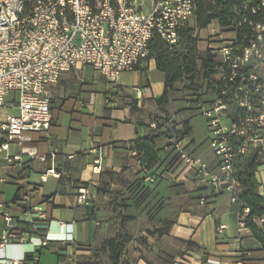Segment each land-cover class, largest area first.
Masks as SVG:
<instances>
[{
  "label": "built area",
  "instance_id": "2783aa9c",
  "mask_svg": "<svg viewBox=\"0 0 264 264\" xmlns=\"http://www.w3.org/2000/svg\"><path fill=\"white\" fill-rule=\"evenodd\" d=\"M194 10V0H33L31 5L26 0H0V110L17 108V113L0 118L3 166L25 159H46L30 144L31 133L50 129V88L64 72L79 64L89 65L117 85L122 72L135 71L150 56V42L156 34L169 45H177L180 30ZM235 12L242 19L229 30L230 37H212L218 42L211 49L219 65L211 78L214 96L209 107L202 108L216 167L190 154L183 138L172 135L166 147L176 152L177 161L162 176L184 180L192 173L201 186L215 192L223 190L230 202L242 204L236 156L246 154L254 145L259 147V155L264 150V137L260 135L264 129V0H251ZM256 16L262 19L255 20ZM167 123L158 117L150 126L157 129L161 124L166 128ZM15 140L21 144L20 154L10 152ZM131 153L141 170L149 173L144 158L135 150ZM102 161L101 155L95 158L94 172L101 171ZM50 175H57L54 168L43 173L41 179L46 181ZM5 182L0 172V185ZM76 198L79 204L88 205L93 199L89 186L77 188ZM206 202L202 197L200 203ZM32 211L46 219L42 207ZM249 213L250 208L242 204L238 211L241 229H250L245 223ZM255 221L264 223V217ZM225 227L220 224L218 231ZM66 228L67 224L59 222L58 235L38 230L37 241L32 242V231L22 228V220L0 201V264H24L27 253L35 254L38 261L36 248L43 249L53 239L66 240ZM31 242L35 247L22 255L7 252L9 246ZM236 264L246 262L239 258Z\"/></svg>",
  "mask_w": 264,
  "mask_h": 264
},
{
  "label": "crops",
  "instance_id": "0c3cea01",
  "mask_svg": "<svg viewBox=\"0 0 264 264\" xmlns=\"http://www.w3.org/2000/svg\"><path fill=\"white\" fill-rule=\"evenodd\" d=\"M208 28L200 29L206 31L208 37L198 42L199 49H211L218 43L212 38L217 34L216 29L208 31ZM215 57L217 61L216 54ZM88 68L92 71H87ZM164 90L165 73L157 68L154 57L142 61L135 71L122 72L117 85L93 67L79 64L64 72L50 88L52 125L48 131L32 132L30 143L46 159H25L7 167L0 160V172L6 178L0 185V201L22 220V228L32 231V242L37 241L38 230L58 235L59 222L67 224L66 240L53 239L43 249L36 248L40 251L39 264H42L40 255L45 248L58 252V264H95L97 262H92L91 258L92 255L96 257L98 245L102 247L117 233L129 235L140 218L158 228L160 220L170 214L176 221L169 234L164 236L175 243V240H184L198 246L196 250L181 248L184 253L177 256L173 264H236L239 258L246 264H264L260 242L250 229H241L238 224L241 203L230 202L223 190L215 192L201 186L192 173L184 180L162 176L174 168L177 161L176 152L166 147L167 136L150 126L168 110V105L156 102ZM204 96L202 100L205 101ZM12 109L0 110V118ZM199 114H202V108ZM195 115L191 114L189 133L180 138L190 154L201 156L211 167H216L211 143H203L194 137L191 120ZM167 135L178 137L179 134L172 131ZM260 135L264 137V129ZM147 136H156L159 146L164 148L161 152H167L165 157L160 152L159 162L149 173L141 170L130 150L134 140ZM186 139L190 141L186 143ZM93 148L96 152L91 151ZM258 149V146H252L249 155L257 153ZM10 152L21 153V144L17 140L11 145ZM100 155L103 157L102 169L94 172L92 164ZM258 159L256 177L259 193L264 196V150L258 154ZM52 168L57 175H50L43 181L41 175ZM147 174L154 176L153 181L145 178ZM138 179H143L149 188L146 195L139 193L140 188L134 192L130 190ZM8 183L16 186L10 199L4 188ZM21 184H25L22 190ZM103 185L105 189L100 190ZM83 186H89L93 194L88 205L77 202L76 190ZM115 193L120 197H114ZM17 194L21 199L13 203ZM134 195L140 203H134ZM202 197L207 198L206 204L200 203ZM34 207H42L46 219L33 213ZM220 224L226 225L222 232L218 231ZM32 242L20 247L9 246L7 252L22 255L35 247ZM243 252L248 254L242 256ZM141 255L137 254L132 264H149ZM165 263L168 264L166 260L162 264Z\"/></svg>",
  "mask_w": 264,
  "mask_h": 264
},
{
  "label": "trees",
  "instance_id": "16d2710c",
  "mask_svg": "<svg viewBox=\"0 0 264 264\" xmlns=\"http://www.w3.org/2000/svg\"><path fill=\"white\" fill-rule=\"evenodd\" d=\"M28 5H31L33 0H26ZM251 0H194V21L195 26L186 24L180 30V42L177 45H169L161 39L159 35H155L150 42L151 53L148 58L154 57L157 68L165 73V90L164 93L156 99L159 105H169L172 101V96L179 91L192 92L193 95L202 99L206 91L211 88V78L218 71V62L215 54L211 49L200 51L198 48V36L195 35V30L204 29L217 22L223 31H229L237 27V23L242 19L240 15L236 14V9L243 6ZM255 20H261L260 16L254 17ZM181 83L182 88L177 87ZM167 111V110H166ZM165 111V112H166ZM190 117L182 120L181 129L176 131L180 138L190 131ZM165 120V118H164ZM166 121V120H165ZM170 120H167L168 122ZM174 126L167 123V127L163 131V125H159L157 132H161L163 136H167L174 131ZM184 128V129H183ZM164 149L159 146L156 136H147L143 139H137L132 142L130 150L137 151L139 157L144 158L143 164L148 171H151L160 160V152ZM260 160L258 159V151L255 154H238L235 160L236 175L240 184V200L244 206L250 208V213L245 218L247 227L250 228L253 237L260 242L262 250L264 251V223L255 221L264 217V196L259 193V183L256 177V172ZM25 184L20 185V190L24 188ZM140 188L141 193L147 194L149 188L144 185L143 179H138L130 186L131 191ZM100 190L105 189V186H100ZM19 190V191H20ZM118 198V193L114 194ZM138 197V196H137ZM134 195L135 201H137ZM21 196L16 195L13 203L20 201ZM176 218L170 214L160 220V227L155 230H149L151 235L158 234L159 237L168 235ZM130 241V236L123 233H117L114 237L107 239L103 243V248L107 252L111 264L121 263V259ZM180 246L175 252L169 254L166 259L168 264H173L177 256L184 253L183 250H196L198 246L191 241L175 240ZM183 248V250L181 249ZM40 252V251H37ZM141 255V254H140ZM35 254L27 253L24 264H39V260L35 261ZM149 264H153L147 256L141 255ZM99 264V263H95ZM128 264V263H127ZM167 264V263H165Z\"/></svg>",
  "mask_w": 264,
  "mask_h": 264
},
{
  "label": "rangeland",
  "instance_id": "374dc122",
  "mask_svg": "<svg viewBox=\"0 0 264 264\" xmlns=\"http://www.w3.org/2000/svg\"><path fill=\"white\" fill-rule=\"evenodd\" d=\"M147 10H148V6H147ZM187 24L189 26H195L194 17H190ZM212 28L216 29L217 34H220L222 32V36L224 38H227L231 35L227 33V31H223L222 28H220L215 22H213V24H211L207 30L211 31ZM195 35L198 36L199 41L200 40L202 41L204 38L208 37V33L206 31L201 32L200 29L197 28L195 30ZM202 45L203 44H201V46ZM199 50L205 51L203 47H201V49ZM87 71L90 72L92 71V69L88 68ZM177 87L180 88L181 90L182 84L181 83L177 84ZM204 95H205L204 96L205 101L202 99H198L199 98L198 96L193 95V93L189 91L176 92L172 96V101L167 106L168 110L164 112V114H160V116H162V118H165L166 121L172 120L170 126L172 127L175 125L174 133L177 134L176 130L178 129V127L181 129V125L178 124L182 122L183 119L189 117L191 114H196L191 120L194 137H197L198 140L202 141L203 143H208V142L211 143L210 141L211 134L207 129L206 117L203 114H199V112H200V108L209 107L208 101L213 98L214 93L212 91H208ZM10 113H17V110L12 109L10 110ZM189 141L190 139H186V143H188ZM161 154L165 157L167 155V152L163 150ZM169 156L171 157V154ZM149 176L151 177L150 178L151 180L153 178L152 175L147 174L145 178L148 179ZM4 188L7 193L6 194L7 199H10V197L12 196L11 192H13V190L15 191L16 186L8 183L4 185ZM142 195H144V193H142ZM136 202L140 203V199L134 201V203ZM164 203L165 202H162L161 204ZM155 228L156 225L149 223L147 224L146 222H144L143 218H140L137 221L134 230L129 233L130 241L127 244V248L121 259V263L119 264H127V263L132 264L137 254H142L147 256L148 259H150L155 264H162L167 258H169V254L173 253L176 250L175 248L178 246V244L172 240H169L167 236H163L162 238L159 237L158 234L151 235L149 233V230L153 231L155 230ZM151 238L152 240L154 239L155 241L153 242ZM96 251H97L96 257L92 255L91 258L92 262H97L99 264H111L107 252L105 251L103 246L101 247V245H98ZM40 256H41L42 264H58L59 262L58 252H54L46 248L43 250V254Z\"/></svg>",
  "mask_w": 264,
  "mask_h": 264
}]
</instances>
